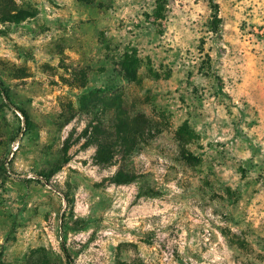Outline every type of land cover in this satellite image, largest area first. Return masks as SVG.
Here are the masks:
<instances>
[{
	"label": "rangeland",
	"instance_id": "obj_1",
	"mask_svg": "<svg viewBox=\"0 0 264 264\" xmlns=\"http://www.w3.org/2000/svg\"><path fill=\"white\" fill-rule=\"evenodd\" d=\"M0 87V264H264V0H0Z\"/></svg>",
	"mask_w": 264,
	"mask_h": 264
},
{
	"label": "trees",
	"instance_id": "obj_2",
	"mask_svg": "<svg viewBox=\"0 0 264 264\" xmlns=\"http://www.w3.org/2000/svg\"><path fill=\"white\" fill-rule=\"evenodd\" d=\"M0 96H3L8 105L14 107L9 99V96L2 87H0ZM137 120L138 119L136 117H125L123 112L120 110V112H118V118L115 120V126L111 130H104V128L99 130L96 127L92 128V131L97 133L94 138L96 141L94 162L96 164L101 166L110 165L112 164L111 158L113 157L115 151L126 153L134 149L138 135H143V129L140 127L141 123H137ZM147 126H149V130L152 129L150 124ZM98 135H101V138H97ZM131 177L132 176H130L128 172L119 170L114 175V181L126 182L131 180ZM38 181L46 183V178L41 177ZM60 247L67 264H73L63 240L60 241Z\"/></svg>",
	"mask_w": 264,
	"mask_h": 264
}]
</instances>
